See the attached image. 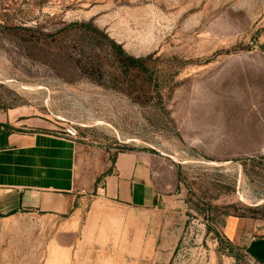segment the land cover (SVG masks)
I'll return each mask as SVG.
<instances>
[{
    "label": "rangeland",
    "instance_id": "374dc122",
    "mask_svg": "<svg viewBox=\"0 0 264 264\" xmlns=\"http://www.w3.org/2000/svg\"><path fill=\"white\" fill-rule=\"evenodd\" d=\"M84 23L150 72L78 28L47 37ZM0 111L89 150L92 196L0 220V264H263L264 0H0ZM120 155L146 159L154 206L107 198Z\"/></svg>",
    "mask_w": 264,
    "mask_h": 264
},
{
    "label": "crops",
    "instance_id": "0c3cea01",
    "mask_svg": "<svg viewBox=\"0 0 264 264\" xmlns=\"http://www.w3.org/2000/svg\"><path fill=\"white\" fill-rule=\"evenodd\" d=\"M19 124L0 111V220L23 212L65 217L80 211L92 196L79 187L77 169L81 158L91 161L90 151L67 134L19 130ZM145 160L120 155L104 179L107 198L136 208L154 206L158 197ZM247 249L264 264V235L252 239Z\"/></svg>",
    "mask_w": 264,
    "mask_h": 264
},
{
    "label": "trees",
    "instance_id": "16d2710c",
    "mask_svg": "<svg viewBox=\"0 0 264 264\" xmlns=\"http://www.w3.org/2000/svg\"><path fill=\"white\" fill-rule=\"evenodd\" d=\"M70 28H78L79 30H83L88 34L93 36H99L104 38L109 43V50L114 59L116 70L123 76H129L131 74H143L146 75L150 72V68L148 67V62L152 59V56L148 57H134L129 55L121 45L117 44L115 41L108 38L106 34L101 32L99 29L95 28L91 23L84 24H73L68 26L67 28L57 32L55 35L47 36V37H56L61 33L69 30ZM15 215V213L10 214L9 216ZM205 215V214H204ZM1 217V216H0ZM204 217H208L205 215Z\"/></svg>",
    "mask_w": 264,
    "mask_h": 264
}]
</instances>
